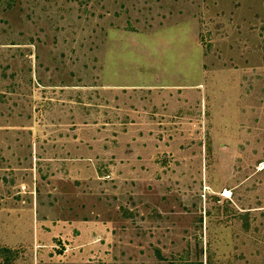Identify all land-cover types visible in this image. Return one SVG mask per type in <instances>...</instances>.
I'll use <instances>...</instances> for the list:
<instances>
[{
  "label": "rangeland",
  "instance_id": "obj_1",
  "mask_svg": "<svg viewBox=\"0 0 264 264\" xmlns=\"http://www.w3.org/2000/svg\"><path fill=\"white\" fill-rule=\"evenodd\" d=\"M0 264H264V0H0Z\"/></svg>",
  "mask_w": 264,
  "mask_h": 264
}]
</instances>
